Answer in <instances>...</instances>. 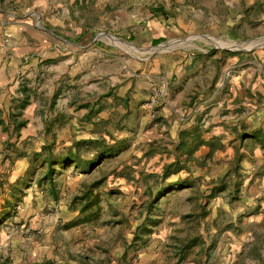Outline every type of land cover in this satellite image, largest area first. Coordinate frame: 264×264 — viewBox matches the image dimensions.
Segmentation results:
<instances>
[{
  "label": "rangeland",
  "instance_id": "rangeland-1",
  "mask_svg": "<svg viewBox=\"0 0 264 264\" xmlns=\"http://www.w3.org/2000/svg\"><path fill=\"white\" fill-rule=\"evenodd\" d=\"M21 1L22 4L17 3L20 15L35 12L32 0ZM169 1L165 10L169 17L183 14L196 26H186L180 38L147 48L119 38L107 22L102 25L90 16L94 25L90 34L95 39L85 48L89 72L95 73L98 66L106 74L112 73V54L121 58L120 78H123L125 70L135 64L134 59L145 57L151 51V56L156 58L163 50L206 42L228 47L233 52L245 50L252 60V52L264 48V33L255 35L251 30L242 32V38L228 40L204 36L210 6H217V15L224 11L219 0H190L187 9L178 8L177 0ZM136 12L142 14L139 8ZM199 23L202 26H197ZM96 41L105 55L94 51ZM51 65L44 62L34 70L19 72L14 80L26 86L31 95L37 92V100L45 104L47 87L56 79ZM61 75L56 80L64 87L66 78L64 73ZM99 89L105 91V86ZM73 91L80 93L78 89ZM44 109V119L35 110L29 112L37 117L27 122L28 130L35 131L33 135L17 138L11 133L0 145V264H51L46 262L57 259L63 264H82L89 260L94 262L91 264H264V149L257 147L259 141L250 138L234 144L239 145L242 156L237 168L240 183L234 198L230 196L235 179L234 155L227 160L228 154L217 153L199 168V174L191 179L194 182L190 189L176 188L159 197L150 211L157 222L149 225L150 232L144 237V243L133 242L134 229L144 215L140 213L142 202L147 200L144 186L149 183L155 190L156 180L145 176L161 173V153L166 149L160 137L150 140L148 135L154 132L150 128L158 118L144 109L138 118L134 115L113 118L108 125L112 128L111 139L106 141L111 149L99 164L87 168L85 161L97 151L89 146L80 152V164L55 167L51 177L57 196L54 200L48 179L37 184L44 165L40 162L42 157L34 154L44 144H49L53 156L65 154L74 147L75 141L82 140L80 134L86 124L79 117L72 120V114L64 109L53 120L46 104ZM146 150L150 155H143ZM226 173H229L224 177L226 189L207 199L212 181L223 178ZM197 178L200 180L196 181ZM87 189L91 190L90 199L97 200L87 212L95 210L96 215L89 222L69 226L68 223L82 215L78 212L82 202L73 197ZM202 206L207 210L204 218L200 217Z\"/></svg>",
  "mask_w": 264,
  "mask_h": 264
},
{
  "label": "crops",
  "instance_id": "crops-1",
  "mask_svg": "<svg viewBox=\"0 0 264 264\" xmlns=\"http://www.w3.org/2000/svg\"><path fill=\"white\" fill-rule=\"evenodd\" d=\"M21 2L0 0V145L11 133L15 135L12 124L7 122L13 103L22 98V85L14 80L16 74L34 70L44 62L52 64L56 79H60L62 73L66 78L64 87L56 79L47 87L45 104L53 120L63 109L72 114V120L92 110L80 134L82 139H90L98 135L94 134L93 122L101 123L112 132L108 125L117 115L118 118L120 115L138 118L143 109L152 111L158 122L151 125L150 130L154 132L148 135H151L150 140L160 137L161 145L166 147L161 153V168L173 160L174 147L180 134L185 132L187 143L192 136L204 141L217 138L218 146L209 160L217 153L228 154L225 159H231L240 149L234 144L242 134L258 132L264 138V48L254 50L252 60L245 50L233 52L228 47L206 42L163 50L165 52L156 58L151 56V51L145 57L134 59L135 64L125 70L126 77L120 78L121 58L115 54H112V73L106 74L98 66L95 73L89 72L88 49L85 48L95 39L90 34L94 26L90 16L102 25L107 22L119 38L145 48L180 38L186 26H196L194 21L183 14L169 17L165 11L169 0H32L35 12L20 15L17 3ZM176 2L178 8H189L190 0ZM219 3L224 11L217 15V6H210L204 36L228 40L242 38V32L247 30L255 35L264 33V0H219ZM137 8L142 14H137ZM96 44V54L105 55V50L97 41ZM77 77L80 80H75ZM104 86L105 91H101L99 88ZM154 88L158 90L157 101L150 105L148 99ZM73 89L80 93L77 95ZM106 92L109 95L106 96ZM38 95L37 92L29 94L28 103L17 117L25 121L17 138L34 134L27 126V122L37 118L30 115L31 110H35L40 119L46 117L45 104L37 100ZM156 130L160 134H156ZM257 147L260 148L258 143ZM207 152L208 146L200 145L193 157L200 161ZM199 168L194 160L187 161L184 169L163 180L165 185H172L165 193L180 187L190 189L194 182L191 179L199 174ZM178 177L181 178L178 180ZM55 262L63 264L58 259Z\"/></svg>",
  "mask_w": 264,
  "mask_h": 264
},
{
  "label": "trees",
  "instance_id": "trees-1",
  "mask_svg": "<svg viewBox=\"0 0 264 264\" xmlns=\"http://www.w3.org/2000/svg\"><path fill=\"white\" fill-rule=\"evenodd\" d=\"M160 13H164L162 9H158ZM20 91L22 93V98H20L13 108V112L10 113V118L7 123L12 124V131L15 133V136L18 137V130L24 125L25 121L22 119H18L17 117L20 116L21 110L25 107V105L28 103V98H29V91L26 88V86L22 85L20 87ZM105 95H109V92H106ZM55 97V96H54ZM126 97V95H124ZM124 99V98H123ZM97 110V109H96ZM92 110L88 111L86 114L82 115L79 119L82 122H85L84 120H89L92 114ZM93 130L94 134L97 133L98 135L90 139H82L74 142V147L72 149H68L65 154L59 155V156H53L51 153V149L49 144H44L42 145L41 149L39 152H35L34 156L35 157H42L40 162L42 165H44V171L41 175L40 178L37 180V184L40 185L43 180L48 179L49 181V189L50 191L53 192V199L56 200V192L54 190V183L52 180V175L54 172V169L57 165L60 166H66V165H74L76 166L77 164L81 163L80 160V152H83V148L91 146V148H96L97 151L94 152L93 158H90L85 161L87 168L92 169L94 168L97 164L101 162V160L105 157V154H107L108 151H110L111 147H108L106 144L107 139H111V132L106 129L101 123L98 125H95L96 123L93 122ZM186 132L180 134V137L178 139L177 144L174 147V156L173 160L163 164L161 168V173L159 175H156L154 173H149L145 177H152L156 180L154 183L155 190L153 192L152 187L150 186L149 183H146L144 186V191L143 193L146 194L147 200L142 202V207H141V212L144 213L142 221L140 224H138L135 229L134 233L132 236L133 242H142L144 243L145 236L148 235L150 232L149 225H154L157 220L151 216V209L152 206L157 202L159 197L165 193V190H167L170 186L172 185H165L163 183V180L169 176L172 173L177 172L180 169L185 168V163L187 161H195L198 167H202L207 159H209L212 155V151L215 147L218 146V140L217 138L212 139V140H207L204 141L198 136H192L191 140L189 143H187L185 136ZM240 140L239 142L242 143L244 139L246 138H254L257 141H259L260 148L263 150L264 149V138L261 136L260 133L256 132L255 134L252 135H245L243 134L239 137ZM207 145L208 146V152L205 154L204 158H202L200 161L195 160L193 157V152L200 146V145ZM102 147V148H100ZM144 156L150 155V152L146 150L143 154ZM242 156L239 154V152L236 150L234 152V167L232 168V173L235 177L234 182H233V190L231 191L230 196L235 197L238 192V186H239V181H238V174H237V168L239 167V161L241 160ZM28 161L31 162L32 159L31 157L28 158ZM229 174V173H228ZM226 173L223 178H220L218 180L212 181V185L210 186L209 193L206 195L207 199L213 198L217 193L222 192L226 189V183L224 182V177L228 176ZM90 189L85 190L82 192L80 196H74L73 199H78L82 202L81 206L78 208V212L82 214L79 218H76L72 220L70 223H68L69 226H74L78 225L79 223H85L89 222L93 219V217L96 215V211L94 210L93 212H87L89 208L97 204L96 198L93 200L90 199ZM206 202V201H205ZM99 209V206L97 207ZM202 212L200 214L201 218H204L205 215L207 214V210H205L204 206L201 207ZM85 213V214H83ZM46 263H51V264H61V263H56L52 261H48ZM83 264H91L89 261H83ZM45 264V262L43 263Z\"/></svg>",
  "mask_w": 264,
  "mask_h": 264
},
{
  "label": "built area",
  "instance_id": "built-area-1",
  "mask_svg": "<svg viewBox=\"0 0 264 264\" xmlns=\"http://www.w3.org/2000/svg\"><path fill=\"white\" fill-rule=\"evenodd\" d=\"M157 93H158V90L156 88L153 89V92L152 94L150 95L149 99H148V103L151 105V104H154L156 101H157ZM150 116H153V112L151 111V114Z\"/></svg>",
  "mask_w": 264,
  "mask_h": 264
}]
</instances>
